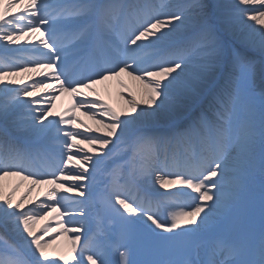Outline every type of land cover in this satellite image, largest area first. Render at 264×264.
I'll use <instances>...</instances> for the list:
<instances>
[{"label": "snow or ice", "instance_id": "6c2138e0", "mask_svg": "<svg viewBox=\"0 0 264 264\" xmlns=\"http://www.w3.org/2000/svg\"><path fill=\"white\" fill-rule=\"evenodd\" d=\"M0 264H264V0H0Z\"/></svg>", "mask_w": 264, "mask_h": 264}, {"label": "bare ground", "instance_id": "6f19581e", "mask_svg": "<svg viewBox=\"0 0 264 264\" xmlns=\"http://www.w3.org/2000/svg\"><path fill=\"white\" fill-rule=\"evenodd\" d=\"M101 94L105 97L106 100H109L110 102H112L113 104L119 105L120 103H122L121 101H119L118 97H117V92H118V87L115 84L114 81L112 82H108L106 85H100L98 86ZM69 105L68 101H63V103L56 108L57 111L62 110L63 108L67 107ZM88 123H92L91 121H88ZM18 178H7L5 181V185L7 188H10L13 184H15L17 182ZM26 187V183L24 185L21 186V188L19 189V191L17 192V197H19L21 194H23L24 190ZM69 196H73L74 194H68ZM37 196H41V190H34L32 193V198L35 199Z\"/></svg>", "mask_w": 264, "mask_h": 264}]
</instances>
